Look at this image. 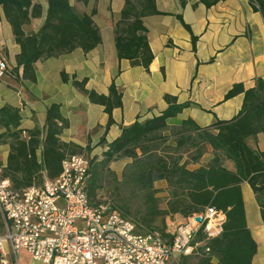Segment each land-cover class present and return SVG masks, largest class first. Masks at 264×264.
<instances>
[{
  "label": "trees",
  "instance_id": "1",
  "mask_svg": "<svg viewBox=\"0 0 264 264\" xmlns=\"http://www.w3.org/2000/svg\"><path fill=\"white\" fill-rule=\"evenodd\" d=\"M85 5L88 0H75ZM184 7L186 0H179ZM223 0H201L206 7ZM44 20L37 33H25L24 27L43 14L40 0H0L1 18L9 25L14 41L19 46L15 67L9 75L22 70L21 79L35 83L34 64L68 54L76 49L89 53L100 43V35L93 16L78 14L69 0H44ZM254 12L259 13L264 23V0H249ZM159 14L154 0H123L119 19L115 23L114 43L117 59L127 60L130 66L148 71L153 60L148 46L147 29L143 19ZM177 19L190 34L181 15ZM196 37L191 35L194 49ZM62 81H66L62 73ZM86 80L73 81L90 103L103 107L108 116L107 127L112 123V111L121 107V96L114 82L107 95L84 89ZM243 95L239 112L230 120L215 121L200 127L191 119L178 126L168 125L190 102L178 103L174 97L165 95L167 107L156 117L144 121L135 120L123 127L119 136L107 146L102 157L91 158V167L86 186L91 205L106 201L98 199L103 179L110 175V164L122 159L130 160L125 166L121 181L117 184L139 195L143 210L134 219L139 231L163 232L166 217L180 215L189 217L201 213L206 207L221 210L225 214L222 233L208 244L209 255L205 257H182V264H252L257 246L247 227L244 202L240 184L246 183L259 207L264 226V151L252 149L247 140L257 135L264 137V81L255 80V86L244 89L243 84H234L225 94L224 101ZM18 109H0V142H8V155L1 177L7 179L14 190L39 185L44 178L53 180L61 172L62 161L69 156L88 154L89 148L64 143L59 136L67 128V121L60 114L58 104L48 107L43 129L20 128ZM169 143H172L170 146ZM211 150L212 158L205 166L189 169L198 164ZM226 163L232 168L228 169ZM166 184L168 197L165 208H160L158 190L154 183ZM112 209H114L112 207ZM116 210V209H115ZM118 211V210H116ZM118 212L128 216L126 208ZM159 223V225H156Z\"/></svg>",
  "mask_w": 264,
  "mask_h": 264
},
{
  "label": "crops",
  "instance_id": "2",
  "mask_svg": "<svg viewBox=\"0 0 264 264\" xmlns=\"http://www.w3.org/2000/svg\"><path fill=\"white\" fill-rule=\"evenodd\" d=\"M73 1L75 6L69 0L78 14H89L95 9L93 21L100 43L89 53L76 49L37 61L34 64L35 83L21 79V68L17 74L0 77V109H18L21 129H43L48 107L58 104L61 116L68 123L60 133V140L89 148L88 155L99 160L107 146L119 136L121 128L137 119L144 121L158 116L167 107L165 95L174 97L178 103L192 104L168 120V125L178 126L191 119L198 126L206 127L215 121L230 120L239 112L242 94L224 101L234 84L241 83L247 90L255 86L256 79L264 81V23L260 14L252 10L249 0H223L208 7L201 0H186L184 7L179 0H154L159 14L143 19L153 55L148 71L117 59L113 28L123 0H88L85 5ZM40 2L42 17L25 26V33H37L43 23L46 3ZM176 15H181L191 34ZM191 35L197 38L194 49ZM0 51L12 70L19 46L3 18L0 21ZM62 73L66 81H62ZM83 79L86 80L85 90L101 95H107L108 87L114 82L121 96V107L112 111L113 123L109 127L103 107L90 103L73 85V81ZM255 138L258 145L252 149L258 147L259 151H264V137L257 135ZM8 151V146L4 151L0 147L1 166L6 162ZM206 152L209 158L204 161L205 153L199 163L189 165V169L208 164L212 158L209 147ZM122 161L124 166L130 163L128 159ZM227 164L231 169V164ZM157 187L165 190L168 197L165 182H155L154 188ZM240 189L247 227L257 246L252 264H264V226L259 207L246 183L240 184ZM177 217L181 216L166 217L164 223ZM4 254L7 264H40L32 261L23 250L13 256L6 246ZM181 259L174 258L169 264H182Z\"/></svg>",
  "mask_w": 264,
  "mask_h": 264
},
{
  "label": "built area",
  "instance_id": "3",
  "mask_svg": "<svg viewBox=\"0 0 264 264\" xmlns=\"http://www.w3.org/2000/svg\"><path fill=\"white\" fill-rule=\"evenodd\" d=\"M0 51V77L9 75ZM91 157H66L53 180L14 190L1 177L0 264L7 246L40 264H169L178 257H205L222 233L225 214L206 207L189 217L169 218L163 232H139L133 218L109 203L91 205L87 182Z\"/></svg>",
  "mask_w": 264,
  "mask_h": 264
},
{
  "label": "rangeland",
  "instance_id": "4",
  "mask_svg": "<svg viewBox=\"0 0 264 264\" xmlns=\"http://www.w3.org/2000/svg\"><path fill=\"white\" fill-rule=\"evenodd\" d=\"M72 4L75 6V2L73 0ZM1 133V130H0ZM170 146H172V143H169ZM247 144L250 148H253L254 146L258 145V141L256 138L253 139H248ZM8 146L7 141H1L0 142V147L2 151L6 150ZM9 148V147H8ZM259 148L256 147V150ZM207 153V158L205 156L204 161L208 159V152ZM128 165V164H127ZM204 166L207 164H203ZM126 166V165H125ZM124 162L122 160H119L117 162H114L112 165L109 166V171L113 173L115 177V181L112 180V177L110 175H106L103 179V185H102V190L98 192V199L100 201H106V203H109L114 209L118 210L126 208L128 210V216L137 219L138 213H141L143 210V205L142 201L139 195H136L134 193H131L129 189H126L123 186H119L117 183L121 181L122 178V173L125 168ZM226 167H229L227 164ZM158 190L157 197L159 198L160 201V208L164 209L165 208V201L167 199V196L164 194V191L162 188H156ZM168 193V192H167ZM255 207V205H254ZM256 208V207H255ZM156 225H159V223H156ZM142 233V231H139Z\"/></svg>",
  "mask_w": 264,
  "mask_h": 264
}]
</instances>
